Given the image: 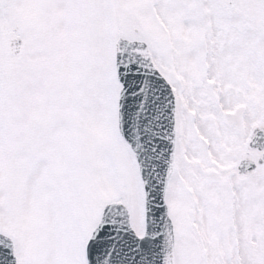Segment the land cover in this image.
<instances>
[{
	"label": "snow or ice",
	"instance_id": "obj_1",
	"mask_svg": "<svg viewBox=\"0 0 264 264\" xmlns=\"http://www.w3.org/2000/svg\"><path fill=\"white\" fill-rule=\"evenodd\" d=\"M0 264H264V0H0Z\"/></svg>",
	"mask_w": 264,
	"mask_h": 264
}]
</instances>
